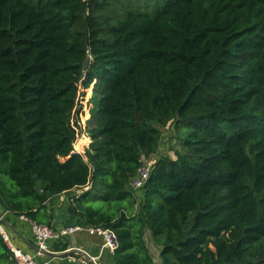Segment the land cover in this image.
Wrapping results in <instances>:
<instances>
[{"label": "trees", "instance_id": "1", "mask_svg": "<svg viewBox=\"0 0 264 264\" xmlns=\"http://www.w3.org/2000/svg\"><path fill=\"white\" fill-rule=\"evenodd\" d=\"M61 195L105 264H155L147 233L162 264H264V0H0V209L51 227Z\"/></svg>", "mask_w": 264, "mask_h": 264}, {"label": "crops", "instance_id": "2", "mask_svg": "<svg viewBox=\"0 0 264 264\" xmlns=\"http://www.w3.org/2000/svg\"><path fill=\"white\" fill-rule=\"evenodd\" d=\"M69 197L70 195L57 196L46 203V220L49 221L51 228L60 230L72 226H81L71 211ZM0 216L14 244L28 253L34 252L35 245L28 223L22 217L17 218L9 212H2L1 209ZM145 239L155 264H158L150 248L153 242L148 233ZM61 243L65 245L63 251L66 252L55 251L56 249L52 248L55 253L44 254L42 261L47 264H81L86 256L94 258L97 264H105L110 260L111 253L101 249V239L98 236L88 234L84 229L74 232L63 239ZM68 249L71 250L67 251ZM156 252L159 254V249ZM72 257L78 261H71L70 258Z\"/></svg>", "mask_w": 264, "mask_h": 264}, {"label": "built area", "instance_id": "3", "mask_svg": "<svg viewBox=\"0 0 264 264\" xmlns=\"http://www.w3.org/2000/svg\"><path fill=\"white\" fill-rule=\"evenodd\" d=\"M77 152V151H76ZM78 153V152H77ZM157 161L156 157L144 160L143 163L137 168L135 174L128 182V188L132 192H137L148 181L152 168ZM23 218V217H22ZM29 226L30 234L33 238L35 250L28 253L20 249L14 244L11 235L7 232L3 219L0 216V235L5 244L7 245L10 256L15 264H47L42 261L44 254H54L53 246L61 243L63 239L77 231L85 230L90 235L98 236L101 239V249L112 253L117 248L116 237L113 231L103 228L72 226L60 230H55L44 224H37L33 221L23 218ZM71 249H68L69 251ZM66 252V251H61ZM71 261H78L75 258H70ZM81 264H97L94 258L86 256L81 261Z\"/></svg>", "mask_w": 264, "mask_h": 264}, {"label": "rangeland", "instance_id": "4", "mask_svg": "<svg viewBox=\"0 0 264 264\" xmlns=\"http://www.w3.org/2000/svg\"><path fill=\"white\" fill-rule=\"evenodd\" d=\"M90 91L91 90L88 89L84 92L85 96L82 102V114L80 116V123H82L83 126L85 125L86 120L89 118L87 103L90 99V94H91ZM161 131H162L161 145H160L159 150L160 152H162V154L167 153L169 156L174 158V149H177L178 146L175 142V139H173V133H174L173 128L168 126V127L161 129ZM81 140L85 142L80 143ZM89 143H90L89 137L87 136L85 132H82L81 137L74 144V150L80 154H83L84 149L88 147ZM150 248H151L153 256H155V258L157 259L158 264H162L160 256L158 252H156V250L159 248L155 247L154 244H151Z\"/></svg>", "mask_w": 264, "mask_h": 264}, {"label": "water", "instance_id": "5", "mask_svg": "<svg viewBox=\"0 0 264 264\" xmlns=\"http://www.w3.org/2000/svg\"><path fill=\"white\" fill-rule=\"evenodd\" d=\"M87 64H88V60L86 59V60H84V62L82 64V71L86 70Z\"/></svg>", "mask_w": 264, "mask_h": 264}, {"label": "bare ground", "instance_id": "6", "mask_svg": "<svg viewBox=\"0 0 264 264\" xmlns=\"http://www.w3.org/2000/svg\"><path fill=\"white\" fill-rule=\"evenodd\" d=\"M80 143H84V141L81 140ZM79 145H81V144H79ZM78 148H79V147H78ZM79 149H80V148H79Z\"/></svg>", "mask_w": 264, "mask_h": 264}]
</instances>
